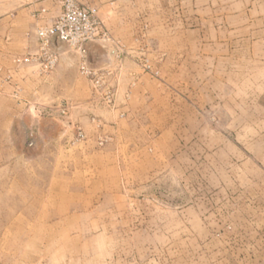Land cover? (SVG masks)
<instances>
[{"label": "rangeland", "instance_id": "1", "mask_svg": "<svg viewBox=\"0 0 264 264\" xmlns=\"http://www.w3.org/2000/svg\"><path fill=\"white\" fill-rule=\"evenodd\" d=\"M60 1L0 0V264H264V0H74L41 74Z\"/></svg>", "mask_w": 264, "mask_h": 264}, {"label": "built area", "instance_id": "2", "mask_svg": "<svg viewBox=\"0 0 264 264\" xmlns=\"http://www.w3.org/2000/svg\"><path fill=\"white\" fill-rule=\"evenodd\" d=\"M60 8V13L52 24L38 31L39 49L23 60L25 64L37 66L41 74H49L59 63V44L75 51L84 59L88 44L106 39V34L100 31V23L94 10L82 7L74 0H61ZM80 70L92 80L94 86H100L104 72L93 71L85 63L81 64Z\"/></svg>", "mask_w": 264, "mask_h": 264}, {"label": "crops", "instance_id": "3", "mask_svg": "<svg viewBox=\"0 0 264 264\" xmlns=\"http://www.w3.org/2000/svg\"><path fill=\"white\" fill-rule=\"evenodd\" d=\"M55 8H56V5H55ZM46 10V9H45ZM45 10H41V12H42V14H44L45 13ZM58 16V14H56L55 15V17H57ZM91 44H88L87 46H86V49H87V52H88V50H89V46H90ZM88 61H89V63H90V65H92V66H97V65H99V66H101V67H103V66H111V65H113V62H111L110 61V59L109 60H107L104 56H102V55H100L99 57H98V60H99V64H93V60H92V57H91V55L88 53ZM116 55V54H115ZM117 57V56H116ZM118 58V57H117ZM62 60V59H61ZM64 61H65V59H63ZM62 60V61H63ZM64 62H60L58 65H57V69H56V72L57 71H59V70H61V69H63V64Z\"/></svg>", "mask_w": 264, "mask_h": 264}, {"label": "water", "instance_id": "4", "mask_svg": "<svg viewBox=\"0 0 264 264\" xmlns=\"http://www.w3.org/2000/svg\"><path fill=\"white\" fill-rule=\"evenodd\" d=\"M108 54H109V57L110 58H113L114 56H115V51L114 50H110L109 52H108Z\"/></svg>", "mask_w": 264, "mask_h": 264}]
</instances>
